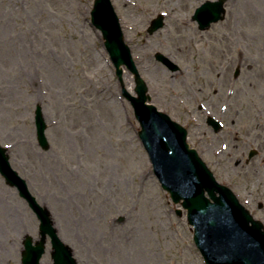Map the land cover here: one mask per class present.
<instances>
[{
	"label": "rangeland",
	"instance_id": "obj_1",
	"mask_svg": "<svg viewBox=\"0 0 264 264\" xmlns=\"http://www.w3.org/2000/svg\"><path fill=\"white\" fill-rule=\"evenodd\" d=\"M204 2L111 0L151 103L188 129V143L217 180L253 200L264 220V37L245 14L264 13V0H226L225 19L200 30L193 15ZM94 4L0 0V144L77 264H205L186 216L176 214L153 173L123 95L134 94V76L124 67L118 79L91 22ZM161 14L165 27L149 35ZM157 53L179 69L158 62ZM37 106L48 151L37 141ZM206 112L221 131L207 125ZM39 226L0 174V264H22L23 240H39ZM47 238L41 264H54Z\"/></svg>",
	"mask_w": 264,
	"mask_h": 264
},
{
	"label": "water",
	"instance_id": "obj_2",
	"mask_svg": "<svg viewBox=\"0 0 264 264\" xmlns=\"http://www.w3.org/2000/svg\"><path fill=\"white\" fill-rule=\"evenodd\" d=\"M208 2L197 10L194 19L202 30L209 28L212 22L223 19V3ZM93 24L102 31L105 46L122 77V65H126L136 75V92L134 98L125 92L132 102L137 119L143 130L140 136L155 162V173L165 189L171 192L176 203L184 200L183 205L189 210L190 223L195 227V240L208 264H264V232L261 225L252 221L249 213L240 206L234 194L214 180L207 167L199 161L195 153H187L185 132L181 133L176 124L165 115L158 113L154 107L146 106V86L140 79L132 61L131 51L124 42V35L111 0H96L92 13ZM163 26L162 19L155 20L150 33ZM158 58L167 61L160 55ZM37 134L44 150L50 148L45 130L47 125L41 107L36 111ZM173 131L179 134L175 137ZM0 172L7 183L19 190L40 220L41 239L34 244L31 237L24 240L23 264H40L45 253L47 236L51 237L55 264H77L71 249L58 237L51 214L41 207L28 190L23 180L9 163V157L0 147ZM214 203L205 197V192ZM220 197H217V194Z\"/></svg>",
	"mask_w": 264,
	"mask_h": 264
},
{
	"label": "bare ground",
	"instance_id": "obj_3",
	"mask_svg": "<svg viewBox=\"0 0 264 264\" xmlns=\"http://www.w3.org/2000/svg\"><path fill=\"white\" fill-rule=\"evenodd\" d=\"M124 2H126V0H124ZM118 3V2H117ZM127 4V3H125ZM174 9V8H173ZM246 17H247V21L249 23H252L256 32L260 33L261 37H264V13L259 12V11H252V9L246 10L245 11ZM174 22H181V24L186 26V30L189 29V31H191V23H187L186 21H183L185 19H181L178 17L174 16ZM185 23V24H184ZM183 28V27H182ZM255 30H252V34H255ZM250 38V36H248ZM229 41V39H228ZM240 61H246L245 58H240ZM165 71L163 70H159L157 75L155 76L156 78V82H157V86H161L162 84H164V81L166 80L165 78ZM19 217V216H18Z\"/></svg>",
	"mask_w": 264,
	"mask_h": 264
}]
</instances>
